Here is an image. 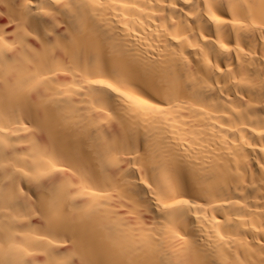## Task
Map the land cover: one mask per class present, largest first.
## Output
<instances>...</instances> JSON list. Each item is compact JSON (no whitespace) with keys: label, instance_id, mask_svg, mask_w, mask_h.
Listing matches in <instances>:
<instances>
[{"label":"bare ground","instance_id":"6f19581e","mask_svg":"<svg viewBox=\"0 0 264 264\" xmlns=\"http://www.w3.org/2000/svg\"><path fill=\"white\" fill-rule=\"evenodd\" d=\"M29 261L264 264V0H0V264Z\"/></svg>","mask_w":264,"mask_h":264},{"label":"rangeland","instance_id":"374dc122","mask_svg":"<svg viewBox=\"0 0 264 264\" xmlns=\"http://www.w3.org/2000/svg\"><path fill=\"white\" fill-rule=\"evenodd\" d=\"M23 45H28V48H29V44H28V43H26V42H25V43H24V42H21L19 45H16V47H14V48H12V49H16V48H18L19 46H20V47H21V46L24 47ZM25 48H26V47H25ZM16 50H18V49H16ZM16 50H13V52L16 51ZM19 50H20V49H19ZM21 50H23V49H21ZM25 61H26V59L24 60V62H25ZM26 63L28 64L27 61L25 62V65H26ZM25 65H24V66H25ZM27 67H28V65H27ZM29 67H30V66H29ZM27 69H28V68H27ZM30 69H31V68H30ZM30 69H29L28 72H30ZM25 72H26V71H25ZM27 74H28V73H27ZM5 80H6V79H5ZM6 81H7V80H6ZM9 81H10V80H9ZM27 81H28V83L30 84V81H29L28 79H27ZM5 83H7V82H5ZM33 83H34V82H33ZM31 85H32V84H31ZM31 85H30V86H31ZM25 86H26V85H25ZM30 86H29V87H30ZM34 86H35V85H34ZM23 87H24V86H23ZM25 90H26V89H25ZM33 90H34V89L31 88L30 93H31ZM26 93H28V91H26ZM30 93H28V97L30 96ZM47 93H48V92H47ZM47 93L45 92V94H44L43 97H49V96H50L49 98H50L51 100H53V101H51L49 98L47 99V102H48L47 104H49V105H51V104H53V103H57L58 100H59V98L61 97V96H60V95H61L60 92H59V93L57 92L56 95H54V93H56V92H52V94H53L52 97H51V95H52L51 93H48V96H47ZM50 94H51V95H50ZM58 95H59L60 97H59ZM55 96L58 97V100H57V97H55ZM53 97H55V98L52 99ZM20 98H21V96H20ZM44 99H46V98H44ZM44 99H43V105H44V103L46 102V101H44ZM26 100H27V99H26ZM39 100H40V102H41L42 99H39ZM60 100H62V99L60 98ZM60 100H59V101H60ZM33 101H34V100L29 101V99H28L27 102L25 101V102H26V105H25V106H27V107L29 108L30 106H33L34 104H35V106H36V105L39 106V104L42 103V102L40 103L39 101H38L39 103H38V102L36 103L35 101H34V103H32ZM30 102H31V105H30ZM50 102H51V103H50ZM52 102H53V103H52ZM27 103H29V104H27ZM58 103H59V102H58ZM32 104H33V105H32ZM47 104H46V105H47ZM46 105H45V106H46ZM35 106H33V110L35 109ZM57 106H58V105H56V109L59 110V108H58ZM46 107H47V106H46ZM60 109H62V108H60ZM47 114H48V111H47ZM69 114H70V113H69ZM69 114H67L66 116H65V115L60 116V117L63 119V121H61V122H56V123L54 122L53 125H56V126H57L56 130H57L58 133H57V132L54 133L53 131L50 130V131L52 132V133H50V135H51V136L53 135V136H52V137H53V138H52L53 140H54V137H56V136L58 137V136L61 135L63 132H64V133H68V132L70 133V131L72 132V130H70V129H73V128L75 127V126H73L74 124H76V126H77V127H75L74 129H76V130H77V128H78V130L80 129V125H81L80 122H76V123L73 124L72 122H75V121H72L70 118L67 117V116H69ZM71 114H72V113H71ZM71 114H70V115H71ZM28 115H30V113H28ZM63 116H65V117H63ZM71 116H72V115H71ZM60 117H59V120L61 119ZM55 118H56V117H55ZM65 118L68 119V120H67L68 122L65 121V120H66ZM71 118H72V117H71ZM36 119L38 120V118H36ZM72 119H73V118H72ZM33 120H34V123H36V122H35V119H33ZM37 120H36V121H37ZM69 120L72 121V122H70ZM73 120H74V119H73ZM53 121H55V120H53ZM39 122H40V123L37 122L36 124H37L38 126H39V125L41 126L42 121L40 120ZM49 122H50V120H49ZM69 122H70V124H68ZM86 122H87V119H86ZM63 123H65V125H64ZM71 123H72L73 125H71ZM58 124H59V126H58ZM43 125H44L45 128H46V125H47V124H46L45 121H43L42 127H43ZM61 125H62V127H61ZM63 125H64V128H66V127H70V129L66 128V129L69 130V131H67L66 129H64V128H63ZM66 125H69V126H66ZM70 125H71V126H70ZM78 125H79V126H78ZM82 125H83V126L85 125V120H84V124H83V121H82ZM38 126H36L35 128H37ZM56 126H55V127H56ZM65 126H66V127H65ZM58 127H60L59 129H62V130L60 131V130L58 129ZM72 127H73V128H72ZM86 127H87V125L85 126V128L83 127L84 130H85V132H84L82 129H80V132H81V133H82V132H83V133H86V132H87ZM38 128H39V127H38ZM38 128L35 130L36 133H40V130L37 131ZM40 128H41V127H40ZM40 128H39V129H40ZM43 129H44V127H43ZM63 129H64V130H63ZM41 130H42V129H41ZM65 130H66V132H65ZM43 131H44V132H43ZM62 131H63V132H62ZM88 131H89V129H88ZM42 132H43V134H45V130H42ZM42 132H41V133H42ZM33 133L36 134L35 132H33ZM43 134H42V135H43ZM48 134H49V133H47V135H48ZM38 136H40V134H39ZM51 136H50V138H51ZM59 137H60V136H59ZM50 138H49V139H50ZM55 139H56V138H55ZM57 139H58V138H57ZM53 140H52V141H53ZM58 140H60V139H58ZM58 140H56V141H58ZM49 141H51V140H49ZM56 141H53V142L56 143ZM67 141H69V140L67 139ZM58 142H60V141H58ZM74 142H75V141H74ZM87 142H88V141H87ZM87 142H86V144H87ZM37 143H38V142H36L35 145H31L32 148H33V147L35 148V151L31 148L30 150H33V151H30V150H29L30 153H29L28 155H26V162H29V163H26V162H25V163H26V164H30V165H32V166H30V167H31V169H33V170H35L34 168H37V167L39 166L38 163L35 162V161H36V160H35V156H34L35 153L37 152L36 155H39V154H40V151H41V154H44V155H46V154L48 153V152H47L48 149H42L44 145H41L40 143L37 144ZM83 143H85L84 140H83ZM59 145H60V143H59ZM12 146H13V144H12ZM40 146H41V148H40ZM50 146L52 147L53 145H50ZM84 146H85V145H84ZM13 147H14V146H13ZM13 147H12V150H13V151H16V150L14 149L15 147H14V148H13ZM38 147H39V148H38ZM51 147H50V149H52ZM16 148H18V147H16ZM24 148H25V147H24ZM36 148H37V149H36ZM44 148H46V146H44ZM38 149H39V150H38ZM40 149H41V150H40ZM54 149H55V147H54ZM70 149H71V148H70ZM10 150H11V148H10ZM18 150H19V148H18ZM18 150H17V151H18ZM37 150H38V151H37ZM13 151H11V153H12ZM19 151H20V150H19ZM44 151H45V152H44ZM52 151H53V150H52ZM70 151H71V150H70ZM33 152H35V153L33 154ZM11 153H10V154H11ZM32 154H33L34 157L30 159V157H32ZM41 154H40V156L43 157V155H41ZM50 154H51V153H50ZM52 155H53V152H52ZM54 155H56V154H54ZM58 155H59V154H58ZM58 155H56V156H58ZM11 156H12V154H11ZM27 156H28V157H27ZM46 156H47V155H46ZM60 156H61V155H60ZM51 158H52V156H51ZM53 158H54V157H53ZM53 158H52V159H53ZM55 158H56V157H55ZM27 159H28V160H27ZM29 160H30V161L33 160L34 163H30ZM31 162H32V161H31ZM35 163H37V166H35ZM29 169H30V168H28V170H29ZM37 169H38V168H37ZM37 169H36V171H34L35 173L33 172V170H31V174L33 175V173H34V174H36V175H38V176L40 177V174H37V173H36V172L39 171V170L37 171ZM29 171H30V170H29ZM40 171H41V170H40ZM16 172H17V171H16ZM16 172H15V173H16ZM41 172H42V171H41ZM41 172H40V173H41ZM41 174H42V173H41ZM32 175H31L30 177H29V176H25V177H29V178H34V177L36 178V177H37V176H32ZM43 175H45V174L43 173ZM43 175H42V176H43ZM48 176H49V175H48ZM40 178H41V177H40ZM45 178H47V175H46ZM45 178H44V179H45ZM25 186H27V185L25 184ZM62 186H63V185H59V186L57 185L58 190H59V187H62ZM53 187H54V186H53ZM63 187H64V186H63ZM54 188H56V186H55ZM23 189H27V187H26V188L23 187ZM60 189H61V188H60ZM58 190H57V191L53 190V191H52V193H54L53 195H52V193L49 192V195H48V196L50 197L51 195L54 196V195H56V194L62 196L63 194L60 193V190H59V192H58ZM62 190L64 191L63 188H62ZM63 191H62V193H63ZM55 193H56V194H55ZM50 194H51V195H50ZM56 196H57V195H56ZM32 197H33V196H32ZM32 197H31V198H32ZM34 197H35V195H34ZM34 197H33V198H34ZM33 198H32V199H33ZM52 198H53V197H52ZM36 199H37V198L35 197L33 200H36ZM50 199H51V198H50ZM33 200H32V201H33ZM51 201H52V200H51ZM53 202H54V200H53ZM55 202H56V201H55ZM56 203H57V202H56Z\"/></svg>","mask_w":264,"mask_h":264},{"label":"snow or ice","instance_id":"6c2138e0","mask_svg":"<svg viewBox=\"0 0 264 264\" xmlns=\"http://www.w3.org/2000/svg\"><path fill=\"white\" fill-rule=\"evenodd\" d=\"M226 7H232V5H228V6H226ZM217 19H219V17H218ZM141 103H147V102H146V101H141ZM161 103H162V101H161ZM154 106H155V105H153V107H154ZM33 195L37 196V199H39L41 193H39V192H34ZM183 203H184V204H187V201L185 200ZM189 207H191V205H189ZM37 210H39V209H37ZM28 264H32V262L29 261ZM72 264H80V262H79V261H73Z\"/></svg>","mask_w":264,"mask_h":264}]
</instances>
